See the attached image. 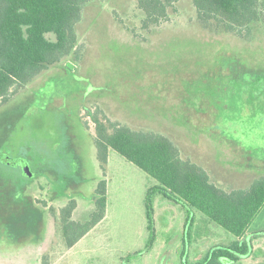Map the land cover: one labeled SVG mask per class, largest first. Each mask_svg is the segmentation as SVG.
Returning a JSON list of instances; mask_svg holds the SVG:
<instances>
[{
  "label": "rangeland",
  "instance_id": "374dc122",
  "mask_svg": "<svg viewBox=\"0 0 264 264\" xmlns=\"http://www.w3.org/2000/svg\"><path fill=\"white\" fill-rule=\"evenodd\" d=\"M177 8V13L170 14V22L148 32L143 30L145 16L138 9L136 0L92 2L76 28V54L64 60L62 66L50 68L29 85L17 97L16 107L0 109V114L6 113L9 117L25 115L16 123L14 139L8 142V146L13 147L4 155L5 159H15L20 153L21 159L28 161L25 162L26 165L44 186V196L58 198L56 203L45 208L50 197L43 199L38 190L30 191L32 196L41 201L38 200V204L44 207L40 206L39 212L43 214L46 224L38 235L39 238L43 236L44 241L40 240L37 250L29 249V246L25 250L27 245L24 249L14 250L6 248L7 244L3 243L0 245V253L9 255L14 252L12 255H16V258L8 260L1 258V255L0 264L48 263L54 248L57 254L64 250L61 212L62 208L71 204L67 199L77 201L81 209L92 206L96 193L95 182L104 179V173L94 158L96 151L92 138L85 131L87 126L92 135L96 133L91 113L105 123L109 130L112 129L111 123L121 124L174 139L183 157L199 163L208 171L211 180L226 191L247 188L256 180L264 178V169L238 155H231L230 148L221 145L223 139L218 132L224 130L234 135L227 127L222 126L223 119L218 122V128L206 129L215 127L211 113L203 116L191 109L190 123L180 113L173 114L174 108L183 104V87L196 83L199 71L217 66L216 59L218 62L224 55L230 54L232 60L246 69L264 70V23L255 24L241 33H232L222 25L201 26L193 0H179ZM68 64L73 67H68ZM65 66L68 70H65ZM236 84L240 85L238 82ZM62 89L65 90L64 94ZM91 94L93 97L90 98ZM63 96H66L67 101ZM52 97L53 105L50 104L53 100H48ZM84 101L90 114L83 108ZM115 104L117 108L119 106V111ZM121 111L128 117H122L119 113ZM173 123L177 124L175 128ZM184 124L186 130L181 126ZM211 130L215 131L213 143L197 142L199 135L207 132L212 135L209 133ZM111 151L113 157L126 167L147 175L120 154ZM14 162L12 160L9 163ZM113 167L114 174L119 178L123 171L126 173L120 166ZM11 170L12 173L6 171V174H19L18 181H29L19 171H15V168ZM107 175L108 171L104 176ZM149 179L155 181L151 177ZM154 183L157 185L156 181ZM158 196L160 197L157 198ZM23 201L27 209L30 207L28 212L37 219L38 213L30 206L31 202L27 199ZM153 208L152 234L145 221L141 222L138 218L133 223L136 231L130 233L129 238L141 247L142 254L138 258L130 257L129 264H161L159 258L162 247L170 240V249L174 254H171L168 262L167 258L163 259L162 264H193L191 261H182L175 251H178L185 238L190 241L195 235L208 237L214 234L210 225L220 234L236 240V237L197 210H194L197 214L196 223L202 227L196 228L195 224L192 229L188 227L187 237H184L181 213L185 207L181 203L156 195L153 198ZM259 215L249 229L257 226ZM192 218L194 217L189 214V223ZM78 219L81 220V215H78ZM112 226L113 224H109L110 229ZM106 230L108 231L107 228ZM151 239L152 245L147 248ZM145 241L146 247L143 246Z\"/></svg>",
  "mask_w": 264,
  "mask_h": 264
},
{
  "label": "trees",
  "instance_id": "16d2710c",
  "mask_svg": "<svg viewBox=\"0 0 264 264\" xmlns=\"http://www.w3.org/2000/svg\"><path fill=\"white\" fill-rule=\"evenodd\" d=\"M96 0H0V109L50 68L76 54L77 25L87 6ZM179 0H138L145 16V31L170 22ZM201 26H220L241 33L264 23L262 0H193ZM65 70L68 67L65 66ZM96 123L95 144L98 161L105 174L108 154L114 150L157 182L146 195L148 230L154 231L153 198L162 195L197 210L211 222L236 237L230 247L213 249L197 264H237L249 257L252 243L241 242L264 208V178L247 188L226 191L217 186L199 163L187 160L168 137L111 123ZM95 211L87 222L73 220L75 202L62 211L61 230L67 248H72L104 220L107 210V176L101 180L93 198ZM152 239L147 248L152 245Z\"/></svg>",
  "mask_w": 264,
  "mask_h": 264
},
{
  "label": "flooded vegetation",
  "instance_id": "af4514ba",
  "mask_svg": "<svg viewBox=\"0 0 264 264\" xmlns=\"http://www.w3.org/2000/svg\"><path fill=\"white\" fill-rule=\"evenodd\" d=\"M215 63L217 66H213L214 68L212 67V69H207L203 72L199 71L196 83L183 87L185 92L183 104L187 107L182 104L179 108H174L173 111L175 113L173 114L180 113L183 118L190 123L192 116L191 109H194L198 115L205 116L211 113L213 118L212 121H215V127H208L206 129L218 128V122L223 119L222 126L225 128L227 127L235 136H232L230 132L228 133L224 130L220 131L221 133L218 132L223 139L221 145L230 148L229 152L231 155H238V157L245 158L248 162L255 164L256 167L264 169V70L246 69L237 61L232 60L230 54L222 56V60L218 62L216 59ZM203 69H206V67ZM236 82L240 85H237ZM25 90H27V87L20 90L10 101L1 103V109L6 108L7 110L16 107L18 104L16 103L17 97ZM61 92L64 94L65 90L62 89ZM57 95H60L59 92H57ZM91 95L90 98L93 97V95ZM63 98L67 101L66 96H63ZM102 98L104 97L102 96ZM25 99L28 100V98ZM48 100L52 101L53 97L48 98ZM85 103L84 101L83 108L85 112L90 114V109L85 106ZM50 104L53 105L54 100ZM115 107L117 108V104H115ZM118 109L119 106L117 110ZM119 113L122 117L127 116L123 114L122 111ZM91 114L90 117L93 119ZM23 116L25 115L9 117L6 113L0 114V245H3V243L7 244L6 248H14V250H17V248L24 249L23 247L27 245L25 250H27L28 246L29 249L37 250L40 247V240L44 241L43 236L39 238L38 235L41 229L44 230L46 222L43 214L39 212L41 206L38 204L39 199L34 195L32 196L30 191L32 189L38 190L39 196L43 199L50 197V202L46 201L48 206L45 205V208L49 207V204L53 202L56 203L58 198L51 197V195L45 197L44 186L41 185L40 179L36 177L35 174H33V177H29L25 174L23 164L28 161L21 159L20 153L19 157L15 159L9 157L8 160L4 157V155L9 153L11 147H13L8 146V142H10L12 138L14 139L16 123H18ZM94 124L96 125L95 122ZM172 125L174 127L177 124L173 123ZM181 126H183V129H187L185 128V124ZM85 131L87 135H90L92 138V145L96 151L94 158H96L97 164L102 171L98 161L95 144L96 133L92 135L87 126ZM111 131L112 129L109 130V132ZM211 131L209 133L212 135H208V132L204 135H199L197 142H204V144L207 142L213 143L212 137L215 131ZM171 140L178 146L174 139L171 138ZM12 160L15 161L14 164L9 163L12 162ZM13 168H15V171H19L26 180L32 182L18 181L17 177L19 174L17 175L14 173L16 176L6 174V171L12 173L11 169ZM103 178H105L104 174ZM101 180L95 182L96 189ZM33 184L37 185V187H34ZM24 199L29 200L31 202L30 206L37 211V219H34L28 212L30 207H28V209L26 208L27 205L24 204ZM67 201L68 203L71 202L72 204L75 202L76 204V208L73 210L72 214L73 220L82 223L90 220L91 215L95 211V204L93 202L92 206L89 208L84 207V209H81L79 206L80 204L74 199H67ZM41 207L44 208L43 206ZM65 208H62V211ZM86 211L87 213H85ZM78 215H81V220L78 219ZM13 253L14 252L9 253V255H7V253L6 255L0 253V256L2 255L1 258H6L8 260L14 259L16 255L13 256Z\"/></svg>",
  "mask_w": 264,
  "mask_h": 264
},
{
  "label": "crops",
  "instance_id": "0c3cea01",
  "mask_svg": "<svg viewBox=\"0 0 264 264\" xmlns=\"http://www.w3.org/2000/svg\"><path fill=\"white\" fill-rule=\"evenodd\" d=\"M136 3H138V0H136ZM111 152L110 150L108 154L107 210L104 220L72 248H67L65 244L64 250L60 254H57L56 248H54L48 263L45 264H91V262L95 264H129L128 259L130 257L138 258L139 254H142L141 247L133 239L130 240L129 234L136 231L133 223L138 218L139 220L141 219V222L142 220L143 222L145 221L147 226L146 195L151 188L156 186L155 181L153 182L149 177H146L147 175H142L133 171L130 167H126L124 163L116 160ZM115 165L122 167L126 171V173L123 171V175L120 178L114 174L113 166ZM182 206L185 207L181 213L184 221L183 232L184 237H187L188 227L192 229L195 224L196 228H201L202 225H197V214L194 213L193 209L183 204ZM189 214L194 217L191 223H189L188 219ZM259 217L257 226L249 229L247 234L240 240L241 242L252 243V254L249 257L242 258L237 264H264V209ZM202 222L203 219H201ZM109 224H113L111 229ZM209 228H212L214 234L208 237L195 235L191 237L190 241L185 238L181 241L178 251H175L176 255H179L182 261L187 260L197 264L203 262L213 249L230 247L237 241L220 234L219 231L213 229L212 225ZM171 243L172 241L170 240L167 245L162 247L163 251H161L159 258L161 264L163 259L167 258L168 262L171 254H174L170 249ZM143 246L146 247V241ZM59 247L61 248L62 246L60 245Z\"/></svg>",
  "mask_w": 264,
  "mask_h": 264
},
{
  "label": "water",
  "instance_id": "95a60500",
  "mask_svg": "<svg viewBox=\"0 0 264 264\" xmlns=\"http://www.w3.org/2000/svg\"><path fill=\"white\" fill-rule=\"evenodd\" d=\"M69 66L68 67H73L71 64H68ZM24 166V171H25V174L29 177H33V173L30 171L28 165H26V163L23 164Z\"/></svg>",
  "mask_w": 264,
  "mask_h": 264
}]
</instances>
